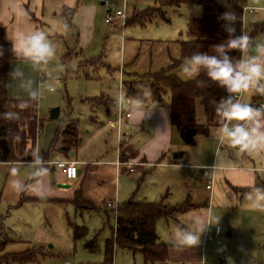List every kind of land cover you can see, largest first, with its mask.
<instances>
[{"label": "rangeland", "instance_id": "obj_1", "mask_svg": "<svg viewBox=\"0 0 264 264\" xmlns=\"http://www.w3.org/2000/svg\"><path fill=\"white\" fill-rule=\"evenodd\" d=\"M59 1L44 0V22L47 27L48 21L53 22L55 30H49V27L45 26L43 31L55 45L56 52L48 64L40 68L42 81L37 98V114L44 121L45 127L52 123L46 120L53 109H59L60 119L64 115L77 119L83 147L92 151L95 141L98 139V145H103L104 138L111 131L101 112L100 116L97 115V124L92 122L96 111H92L94 108L88 101L102 95L117 100L122 82H146L150 75L170 66L171 59L179 57L178 47L173 42L187 39L189 21L200 18L203 8L201 0H178L175 6L165 4L166 0H75L78 7L91 6L87 12L90 17L94 14V18L87 20L81 11L76 22L73 21L75 29L71 30L59 13L53 16L52 11ZM227 1L213 0L218 5L226 4ZM244 6L254 9L253 14L243 16L244 29L247 30L255 22H264V0H244ZM148 8L159 9L165 20L157 17L143 26H125L124 22L119 20L111 24L105 23L109 13L113 15L116 11H124L127 20L133 12H142ZM249 43L255 46L264 43V37L256 35L252 39L249 38ZM180 69L181 66L176 74L182 81L191 80L196 76L186 77ZM23 70L26 77H29L30 66L26 65ZM46 74H51L53 78L49 79ZM49 85L54 86L55 90L49 91ZM167 98L168 95L163 101ZM102 128V136L89 143L87 140L90 138V132ZM88 130L90 132L86 134ZM60 140L58 132L52 148H55ZM29 147L30 143L24 148V152ZM109 147L114 148V143L107 140V151L110 153ZM195 153L197 150L187 147L184 157L179 161L186 162L188 158L193 160ZM201 169L190 170L185 177L189 180L187 190L190 201L199 206L179 217L169 229L161 228L159 242L174 244L176 226L198 232L207 223L212 224V230L218 224L222 230L219 237L221 243L219 246L212 242L205 244V264H220L221 260H225L227 264H264V210L250 208L243 196L234 207L227 209H222L216 202L213 203L211 207L215 219L208 222L207 212L202 206L207 197L205 186L208 182L200 175ZM175 177L177 174L168 175V169L162 166H155L144 175H121L117 185L121 203L116 202L118 205L122 204L133 194L135 201H141L146 190L153 189L155 184L174 180ZM141 178L142 181L137 186L136 183ZM176 190L177 187L174 192ZM22 213L25 214L21 215ZM66 218L77 226L87 228L89 236L98 235L95 251H86L83 242L73 243ZM114 222L112 212L104 209H82L75 212L71 205L48 211L37 207L11 212L9 215L3 212L0 218V249L3 247L0 261L4 258L3 255L34 247L43 248L44 256L24 264H103L105 241L111 237ZM228 232L230 236L226 235ZM202 234L203 231L199 243L202 242Z\"/></svg>", "mask_w": 264, "mask_h": 264}, {"label": "crops", "instance_id": "obj_2", "mask_svg": "<svg viewBox=\"0 0 264 264\" xmlns=\"http://www.w3.org/2000/svg\"><path fill=\"white\" fill-rule=\"evenodd\" d=\"M90 7L86 5L78 7L75 0H60L56 2L52 12L53 16L56 13L61 15L63 8H75L72 27H69L74 30L73 21L76 22L77 16L81 11L85 14L87 20L89 18L93 20L94 14L90 17L87 12ZM43 9L44 0H0V28L3 29L4 40L11 45V41L14 40L16 34L20 31L27 33L34 29L43 30L45 26L47 27L44 22ZM134 13L137 12L132 14ZM63 21L65 22L64 19ZM48 23L49 28H47L55 30V24L49 21ZM173 43L178 47L179 51L177 40ZM253 47L255 45L250 43V48ZM254 54L256 53L254 52ZM248 55L253 54L242 52L241 58H245ZM12 65L23 69L26 65H29L31 71L29 78H33L40 89L42 81L40 69H32L28 61L15 55L14 60L9 65V72L12 69ZM46 76L49 75L46 74ZM6 92L11 100H19L23 94L18 84L9 80V76L6 81ZM23 98L35 100L37 105V99ZM110 100L114 103L108 105V107L94 105L91 100L88 101L89 105L94 108L92 111H96V116L92 119V122L97 124V115L100 116L101 112L103 118L106 119L108 129L111 131L104 138L103 145H98L99 142L97 141L99 140L97 138L102 136L104 128L93 130L92 132H90V129V131L85 132L86 134L90 132V138L87 140L89 143L94 138L95 140L97 139L92 151L83 147V138L79 134L78 120L70 117L78 124L80 142L78 147L68 154V157L59 152L62 137L55 148L50 147L54 142L59 127V121L57 120L60 118V113L57 120H50L48 117L46 122L52 123H48L46 127L44 121L37 114V121L42 122V129L36 135L33 161L0 163V218L3 212L9 215L11 212L26 211L37 207L48 211L52 208H63L66 205H71L75 212L82 209L88 211L104 209L107 211L104 207L107 201L115 200L121 203L117 191L121 175H144L155 166H162L168 169V175L177 174V177L160 185L155 184L154 188L146 190L143 193L144 198L137 202L157 203L164 201L170 205L181 204L187 198L190 199L189 190H187L189 180L185 178L188 174L187 172L202 168L199 172L200 175L206 181L212 180L211 191L205 189L207 197L202 203L203 210L207 212L206 219L208 222L209 213L213 212V207L208 208L209 198L211 205L216 202L222 209H227L228 207H234L238 199L244 196L245 193L239 191L249 190L253 185L264 187V145L259 148L244 149L238 145L222 144L216 133L217 127L210 128L207 136H198L194 146L191 147L197 150L193 160L188 158L186 162H180L179 159L184 157L187 147L182 146L178 137L172 132L169 98L160 104L148 100L143 113L135 112L127 107H120L118 99ZM241 102L261 108V104L264 105V93H256L252 90L245 91L241 93ZM261 110L264 111V107ZM118 119L120 122H118ZM107 140L114 143V148L109 147L110 153L107 151ZM179 152H182V156L173 159L172 154ZM117 161L136 165L134 172L129 174L124 166L117 167L115 164ZM66 162L74 163L75 166V177L70 181L65 177L64 164ZM218 163L220 166L214 168V165ZM59 185H65L66 187ZM176 187L177 190L174 192ZM170 190H173V192H169ZM76 193H80L82 200L87 203L88 207H94V210L85 206L76 209L72 202ZM133 195L128 200L132 197L134 199ZM21 197L26 200L37 199L38 202L36 204L24 202L18 205ZM225 199L229 200L230 203L226 204ZM191 203L194 204L192 201ZM194 205L195 208L199 206L198 204ZM23 214L25 213L21 215ZM183 215L185 213L179 217ZM68 221L69 218H66V223ZM175 221L165 222L158 220L155 225L157 235H159L161 228L169 229ZM95 235L89 236L88 232L85 240L75 241L73 238L72 240L73 243L83 242L84 244L86 240L93 238ZM226 235L230 236V232ZM97 243L98 241H96ZM166 245L168 247L167 259L155 264H201L205 261L206 245L202 246V242L194 247H178L174 244ZM110 264H144V261L141 254L118 249L115 246Z\"/></svg>", "mask_w": 264, "mask_h": 264}, {"label": "trees", "instance_id": "obj_3", "mask_svg": "<svg viewBox=\"0 0 264 264\" xmlns=\"http://www.w3.org/2000/svg\"><path fill=\"white\" fill-rule=\"evenodd\" d=\"M178 2V0H166L165 4L175 6ZM200 3L203 8L202 16L189 21L186 40H177L179 57L172 59L170 66L166 69L150 75L146 82H122L127 94H142L144 104L148 100L160 104L168 95L172 132L178 137L180 144L187 147L194 146L198 136H207L210 128L218 127L215 113L216 102L226 93L224 89L209 81L203 72L196 74L191 80L182 81L176 71L182 65L184 58L194 51L209 52L212 46L220 44L228 38V33L224 30V22L219 19L226 10L233 11L237 16V21L234 24L236 29L234 35L247 33L250 39L256 35L264 37V22H255L247 30L243 28L241 9L244 0H228L223 5H218L213 0H201ZM74 13L75 8H63L61 12L62 18L70 28ZM157 17L165 20L164 14L159 9L148 8L132 14L124 25L138 24L143 26ZM229 55L234 59H240L242 52L232 50ZM12 60H14V54L11 51V45L4 40L3 29L0 28V114L4 112L19 113V117L12 120L0 115V163L33 161L36 135L42 129V122L37 121L35 100H26L24 105H20L19 100H11L7 96L6 81ZM145 88L150 89V94L145 92ZM91 102L94 105L106 107L114 103L105 96L91 99ZM57 121H59V127L54 141L59 132L62 137L59 152L68 157V154L75 150L80 142L78 124L68 115H64ZM29 143V149L24 152V148ZM141 181L142 179L137 181V186ZM248 191L250 189L239 192L247 193ZM24 202L36 204L38 200H26L21 197L18 205ZM72 202L76 209L85 206L94 210V207H88L87 203L82 200L80 193L75 194ZM194 208L195 205L191 203L189 198L176 205H170L164 201L157 203L137 202L134 201L133 197L127 202L119 204L115 225L111 229V237L105 242L103 264L111 263L115 246L118 249L141 254L144 264L165 261L168 257V247L159 242V237L155 231L156 222L158 220L175 221L180 215ZM67 225L72 231L73 240L82 241L87 238L88 231L85 227L77 226L69 221ZM97 237L96 234L93 238L86 240L83 244L84 248L89 252L95 251ZM2 251L3 247L0 249V253ZM3 256L0 264H24L36 261L38 257L44 256V253L42 248L35 249L33 247Z\"/></svg>", "mask_w": 264, "mask_h": 264}, {"label": "clouds", "instance_id": "obj_4", "mask_svg": "<svg viewBox=\"0 0 264 264\" xmlns=\"http://www.w3.org/2000/svg\"><path fill=\"white\" fill-rule=\"evenodd\" d=\"M219 19L224 22L223 26L228 38L212 46L209 52L194 51L184 58L180 70L189 78L203 72L209 81L224 89L226 95L216 102L215 107L218 124L216 133L220 143L238 145L244 149L259 148L264 145V111L235 97L249 90L264 93V43L255 46L256 54L234 59L229 55L230 51H249V37L246 34L234 35L237 16L233 11H224ZM11 51L15 56L28 61L32 69L38 70L48 64L55 55L56 49L45 31L34 29L27 33L18 32L11 41ZM8 76L9 80L18 84L22 90L20 105L26 103L23 97L30 99L39 97V86L33 79L26 77L23 68L13 66ZM48 78L53 77L49 74ZM48 90L54 91L55 88L49 85ZM145 92L150 94V89L145 88ZM118 102L122 108L127 107L140 113L145 111L143 95H129L123 85L118 91ZM0 115L8 120L19 117L18 112H4ZM219 166L218 163L214 168ZM244 201L254 210H264V187L253 185L250 191L244 194ZM225 203L228 204L230 201L225 199ZM213 219H215L214 215L209 213V221ZM210 225L212 224H207L198 232L176 226L174 245L178 247L198 245L201 232Z\"/></svg>", "mask_w": 264, "mask_h": 264}, {"label": "built area", "instance_id": "obj_5", "mask_svg": "<svg viewBox=\"0 0 264 264\" xmlns=\"http://www.w3.org/2000/svg\"><path fill=\"white\" fill-rule=\"evenodd\" d=\"M104 4H106V3H104ZM241 11H242L241 19H242V25H243V16L245 14H253L254 9L243 6ZM118 20H119V22H122V23L124 22L125 23V21H126V13L124 11H116L113 15L109 13L107 15V18L105 19V23L106 24H111L113 21L116 22ZM235 98L241 101V94H238ZM263 107H264V105L261 104V108H263ZM126 116L128 117V115H126ZM118 122H120L119 119H118ZM115 164H116L117 167L124 166L126 168V170H127V173H129V174L134 172V167L136 166L134 164H131V163H128V162H121V161H117ZM64 171H65V177H66V179L68 181L74 179V177H75V166H74V163L66 162L64 164ZM207 182L208 183L205 186V189L208 190V191H211L212 180L207 181ZM104 207H105V209L108 212H112L113 213L114 220H115L116 217H117V214H118V211H117L118 204H117V202L115 200H109V201H107L105 203ZM210 207H211V202H210V198H209L208 208H210ZM221 231H222L221 227L218 224L214 226L213 230H212V228L210 226H207L204 229V231H203L202 246L205 245L208 242H212L213 244L219 246L220 243H221V240L219 239V237L221 235ZM201 264H205V262L203 261Z\"/></svg>", "mask_w": 264, "mask_h": 264}, {"label": "water", "instance_id": "obj_6", "mask_svg": "<svg viewBox=\"0 0 264 264\" xmlns=\"http://www.w3.org/2000/svg\"><path fill=\"white\" fill-rule=\"evenodd\" d=\"M104 3H102L103 5ZM254 49L255 47L253 48H250L249 51H247L249 54H254ZM255 107V106H254ZM59 117V109H53L49 115V119L50 120H57ZM182 156V152H179V153H173L172 154V158L173 159H177L178 157H181ZM59 186H62V187H66L65 185H59ZM220 264H226L225 260H221L220 261Z\"/></svg>", "mask_w": 264, "mask_h": 264}]
</instances>
